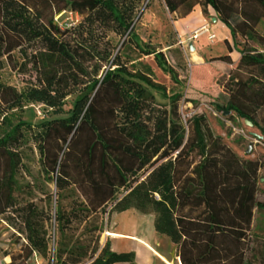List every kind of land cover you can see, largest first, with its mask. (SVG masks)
<instances>
[{"label": "trees", "instance_id": "1", "mask_svg": "<svg viewBox=\"0 0 264 264\" xmlns=\"http://www.w3.org/2000/svg\"><path fill=\"white\" fill-rule=\"evenodd\" d=\"M164 3L180 16L198 5L205 15L213 10L234 39H244L239 50L226 40L230 53L238 51L237 59L231 54L214 58L235 64L238 79L228 105H214L250 120L264 134L249 106L264 111V36L259 30L264 0ZM141 4L0 0V214L17 205V176L27 167L30 149L59 196L69 190L78 194L85 216L135 209L153 215L156 232L171 240L182 264H249L259 237L252 229L254 210H264L257 199L258 167L240 163L234 154H212L214 136L206 116H193L185 124L179 113L182 94L155 82L147 64L123 57L128 49L152 55L182 85L165 54L137 33ZM63 12L81 20L61 25L56 17ZM193 66L192 82L198 85L201 63ZM17 76L22 82H16ZM31 103L44 105L49 116L37 124L25 121ZM14 211H21L26 237L19 254L23 261L13 256L9 264H25L35 253L52 256L54 264L84 262V249L58 252L55 246L51 253L44 210L28 202ZM57 220L62 231L71 221L63 212ZM134 257V252L112 251L108 240L88 264L134 263Z\"/></svg>", "mask_w": 264, "mask_h": 264}, {"label": "rangeland", "instance_id": "2", "mask_svg": "<svg viewBox=\"0 0 264 264\" xmlns=\"http://www.w3.org/2000/svg\"><path fill=\"white\" fill-rule=\"evenodd\" d=\"M204 16L203 11L198 8L186 16H180L171 13L166 8L164 0H142L135 29L144 42L165 54L169 64L178 72L182 85L175 84L170 75L157 66L152 55L145 56L133 49H128L123 57L147 64L154 72L152 78L155 82L165 85L168 91L182 94L179 113L185 124L193 116L201 114L206 116L207 124L214 136L209 146V151L212 154L218 157L228 153L234 154L240 163L253 162L254 166L257 165V199L264 202V137L260 139L256 136V134L263 136L264 134L257 126L248 124L236 112L225 114L215 107L214 103L219 104L222 108L228 105L230 92L238 88V79L235 74V64L214 59L229 52L224 42L229 33L228 26L212 21L211 17H216L213 10H210L206 16L207 20ZM56 19L61 25H70L80 21L81 16L76 13L63 12ZM208 24L211 32L216 33V38L209 39L208 33H203L195 40L198 52L194 53L196 50L187 47L186 41L195 31ZM259 30L264 36V20L259 25ZM124 39L122 38V40ZM230 39L236 49L243 48V38L238 36L233 39L230 34ZM249 44L257 46L252 41ZM200 52H204L203 59L198 58ZM199 60H201V68L197 76L199 84L194 85L192 79L196 77V73L193 70V65ZM244 76L245 79L249 78L247 75ZM22 78V76H17L16 82H22ZM257 87L258 85L254 88ZM242 103L244 104V102ZM249 106H251V114L258 124L264 125V111L256 109L252 105ZM46 110L42 104H28L25 107L23 119L37 124L49 116ZM250 147L251 152L249 153L247 150ZM24 163L27 167L18 174V184L14 193L17 205L14 209L11 208L6 213L0 214V264H9L13 256L18 263L23 261L19 254L22 252L21 244L25 242L26 234L22 231L21 211L14 210L25 206L28 202L34 203L39 210H44L46 214V227L51 249L53 250L57 246L58 252L70 249H75L76 252L87 250L84 262H88L95 256L105 243L110 241L111 236L122 237L117 232L132 233L142 237L143 239L132 238L152 250L154 247L148 241L153 243L154 239L160 242L159 249L161 251L169 252L174 249V245L168 237L156 232L152 214H142L131 209L121 214L112 213L110 215L98 212L85 216L86 213L82 211L81 199L77 193L69 190L59 196L60 192L55 184L42 172L37 152L28 149ZM60 212L65 213L66 217L71 219L64 231L61 230L62 224L58 225L57 215ZM252 229L259 237L253 244L254 254L248 255L249 264H264L261 261L264 252V210L257 208L254 210ZM115 243L116 248L129 249L131 247L128 245L130 243L124 240L119 239ZM134 248L138 252L140 251L139 245ZM63 255L65 257L67 254ZM50 257L52 258V256ZM51 258L49 260L46 255L34 254L25 264H54ZM137 263L147 264L141 253Z\"/></svg>", "mask_w": 264, "mask_h": 264}, {"label": "crops", "instance_id": "3", "mask_svg": "<svg viewBox=\"0 0 264 264\" xmlns=\"http://www.w3.org/2000/svg\"><path fill=\"white\" fill-rule=\"evenodd\" d=\"M197 8H198V10H202V8L199 5L196 7V9ZM196 9H194V10H196ZM206 16L207 15L204 16L205 20H207V18H208ZM215 18L216 17H213V16L211 17V19H212L213 22H215V23H217V22L222 23L219 19H217V18L215 19ZM228 31H229V33L227 34V37L224 39V42L227 45V41L226 40H228L229 41V44L231 46H233L231 44V39H230V34L232 35V32H231V30L229 28H228ZM192 44L194 45V48H195L194 50H196L194 53L198 52V49H197V41H194ZM227 47H228V45H227ZM222 52H223V48H222ZM203 53L204 52H200V54L198 56L199 59H203V55H202ZM225 54H231V56L233 57V59H237L239 53H238V51L236 49H234V51H232L231 53L228 52V53H225ZM200 61L201 60L196 61V63H200ZM117 234H121L122 237H118V236H111L110 237L111 250L112 251H115V252H118V253H121V252H134L135 257H134V263L117 262V263H114V264H138L137 263V259H138V256H140V253L143 256V258L145 259V262L147 264H170V263H173V264H182L181 261H180V259H179V257L176 254L175 246H174V249L172 251L163 252V251H161L159 249V246H161V245H160V242L158 240L154 239V242L153 243H150L147 240L148 243L152 247H154L153 250H152L149 247H147L146 245H144L142 242L138 241L137 239L132 238V237H138V238L143 239L140 236L134 235L132 233H126V232H119V233L117 232ZM119 239L120 240L127 241V243L129 242L130 244H128V245H131V247H129V249L128 248H123V247L116 248L115 241H117ZM137 245H139V250H140L139 252H138V250H136V248H134V247H137Z\"/></svg>", "mask_w": 264, "mask_h": 264}, {"label": "built area", "instance_id": "4", "mask_svg": "<svg viewBox=\"0 0 264 264\" xmlns=\"http://www.w3.org/2000/svg\"><path fill=\"white\" fill-rule=\"evenodd\" d=\"M203 33H208L209 39L214 40L216 38V33L211 32L209 24H208V25L203 26L200 30L195 31L194 34H192L188 37V40L186 41L187 47H190V44H192L195 40H197ZM182 42L185 43L184 41H182ZM54 249H55V247L53 248V250L51 249L52 254L54 252ZM35 255H36V253H35ZM82 264H88V262H84Z\"/></svg>", "mask_w": 264, "mask_h": 264}, {"label": "water", "instance_id": "5", "mask_svg": "<svg viewBox=\"0 0 264 264\" xmlns=\"http://www.w3.org/2000/svg\"><path fill=\"white\" fill-rule=\"evenodd\" d=\"M216 19V18H215ZM190 48H191V50H194L195 48H194V45L193 44H191L190 45ZM225 114H229L230 113V111H226V112H224ZM246 122L248 123V124H250V125H253V123L250 121V120H246ZM256 136L258 137V138H260V139H262L264 136L263 135H259V134H256ZM247 152H251V147L247 150ZM263 181H264V178H263Z\"/></svg>", "mask_w": 264, "mask_h": 264}]
</instances>
